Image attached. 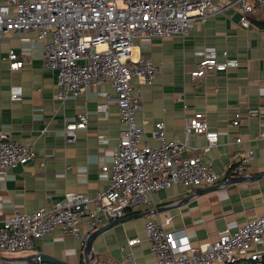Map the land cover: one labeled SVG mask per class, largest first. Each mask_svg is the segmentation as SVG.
I'll use <instances>...</instances> for the list:
<instances>
[{
	"label": "crops",
	"instance_id": "crops-1",
	"mask_svg": "<svg viewBox=\"0 0 264 264\" xmlns=\"http://www.w3.org/2000/svg\"><path fill=\"white\" fill-rule=\"evenodd\" d=\"M240 19L235 8L206 23H197L186 37L135 40L136 57L149 59L159 68L154 84L143 88L144 110L137 115V123L146 131L142 145L148 142L158 147L151 134L157 123H165L169 140L181 143L186 141L187 122L197 113L207 114L210 128L219 134V144L204 153V162L220 173L237 166L253 150L251 170L240 177L255 179L200 194L196 192L208 188L176 185L158 191L156 209L143 208L129 214L122 219L138 217L112 227L95 240L93 263L122 262L126 255H132L134 264H157L146 241L148 220L164 222L171 218L169 231L185 229L192 245L201 247L213 243L221 231H234L264 214V140L260 139L264 133V23H254L246 30ZM44 46L31 34L0 38V131H7L18 143L34 144L35 148L32 161L10 171L5 179L0 178V227L16 210L31 214L44 207L52 208L67 193L95 198L106 192L109 173L102 167L113 163L114 150L123 134L119 108L113 100L106 99V95L116 97L110 83L89 87L78 98L64 103L57 99V73L44 68ZM209 50H215L220 59L227 55L238 60L239 67L192 81L190 73ZM11 52L27 58L22 69L11 70ZM17 88L22 90L23 100L11 102V89ZM106 104L107 115L99 111ZM250 108L258 109L260 117L249 119ZM236 111L242 115L239 126L233 125ZM80 114L89 117L88 127L78 133L75 142L68 143L64 129ZM238 138L241 144L236 142ZM206 147L203 135L192 134L184 157ZM113 221L104 218L103 227ZM132 240L140 243L121 253L120 248ZM259 251L263 255L264 246ZM83 252L82 240L56 231L39 240L31 251L0 252V256L16 264H30L16 259L32 255L85 264Z\"/></svg>",
	"mask_w": 264,
	"mask_h": 264
},
{
	"label": "built area",
	"instance_id": "built-area-1",
	"mask_svg": "<svg viewBox=\"0 0 264 264\" xmlns=\"http://www.w3.org/2000/svg\"><path fill=\"white\" fill-rule=\"evenodd\" d=\"M235 8L242 28L264 23V0H0V38L31 34L44 42L43 65L57 73V99L64 103L89 87L110 83L116 97L106 95V99L116 103L124 125L113 163L102 167L109 173L108 190L95 198L67 193L54 207L31 214L16 210L0 227L2 254L31 251L39 240L56 231L82 240L84 246L89 235L103 227L104 218L117 220L143 208L156 209L155 194L160 190L176 185L223 188L232 177L251 170L253 150L237 166L220 173L204 162V153L219 144V134L210 128L207 114L197 113L187 122L186 141L181 143L169 140L165 123H157L151 134L158 147L148 142L142 145L146 131L137 123V115L144 110L143 88L154 84L159 68L149 59L133 57L135 40L186 37L197 23ZM224 57L220 59L215 50L207 51L190 73L191 80L239 67L238 60ZM9 59L11 70L22 69L27 63L25 56L19 58L14 52ZM10 100L21 102L22 90L11 89ZM108 110V104L99 107L105 115ZM247 117L259 118L260 112L250 108ZM241 120V112L236 111L233 125L239 126ZM88 124L86 114L78 115L64 129L66 141L75 142ZM192 134L203 135L207 147L184 157ZM260 139L264 140V133ZM236 142L241 144L242 139ZM34 158V144L18 143L7 131H0V178L5 179L10 171ZM171 221L148 220L145 224L149 253L157 264H236L262 257L259 248L264 246V214L234 231H221L213 243L201 247L192 245L185 229L169 231ZM139 243L132 240L120 251L125 254L127 247ZM126 263L134 264V256L126 255L122 262L102 260L93 264ZM0 264L16 263L0 260Z\"/></svg>",
	"mask_w": 264,
	"mask_h": 264
},
{
	"label": "water",
	"instance_id": "water-1",
	"mask_svg": "<svg viewBox=\"0 0 264 264\" xmlns=\"http://www.w3.org/2000/svg\"><path fill=\"white\" fill-rule=\"evenodd\" d=\"M247 179H255V178H246V177H236V178H231L227 183H232V182H240V181H244ZM219 186H214V187H210L208 189H204V190H199L198 192H196L197 194L199 193H205V192H209V191H215L218 190ZM192 197V196H191ZM188 200V199H187ZM185 200V202L187 201ZM184 202V203H185ZM138 216H134L132 218H128V219H121V220H115L113 222H111L110 224L102 227L101 229L95 231L94 233H92L91 235H89V237L86 239L85 243H84V257H85V264H93V260L91 259V252H92V248H93V244L95 242V240L102 235L104 232H106L107 230L111 229L112 227L118 225V224H122L127 220H131L133 218H137ZM0 260L3 261H13L11 259L8 258H4L0 256ZM16 261H26L30 264H70L68 262L53 258L51 256H46V255H32L29 256L27 258H21V259H16Z\"/></svg>",
	"mask_w": 264,
	"mask_h": 264
},
{
	"label": "trees",
	"instance_id": "trees-1",
	"mask_svg": "<svg viewBox=\"0 0 264 264\" xmlns=\"http://www.w3.org/2000/svg\"><path fill=\"white\" fill-rule=\"evenodd\" d=\"M236 264H264V254L259 260L252 261V260H241L237 262Z\"/></svg>",
	"mask_w": 264,
	"mask_h": 264
},
{
	"label": "bare ground",
	"instance_id": "bare-ground-1",
	"mask_svg": "<svg viewBox=\"0 0 264 264\" xmlns=\"http://www.w3.org/2000/svg\"><path fill=\"white\" fill-rule=\"evenodd\" d=\"M135 52V53H134ZM133 54H134V58H137L138 59V57H136L137 55H136V49H134L133 50Z\"/></svg>",
	"mask_w": 264,
	"mask_h": 264
},
{
	"label": "rangeland",
	"instance_id": "rangeland-1",
	"mask_svg": "<svg viewBox=\"0 0 264 264\" xmlns=\"http://www.w3.org/2000/svg\"><path fill=\"white\" fill-rule=\"evenodd\" d=\"M120 5H123V3H122V2H120Z\"/></svg>",
	"mask_w": 264,
	"mask_h": 264
}]
</instances>
